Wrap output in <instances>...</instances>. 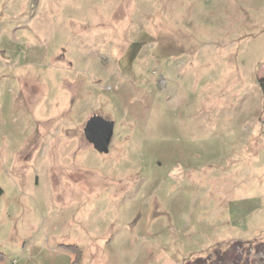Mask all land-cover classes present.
Returning a JSON list of instances; mask_svg holds the SVG:
<instances>
[{"label": "rangeland", "instance_id": "1", "mask_svg": "<svg viewBox=\"0 0 264 264\" xmlns=\"http://www.w3.org/2000/svg\"><path fill=\"white\" fill-rule=\"evenodd\" d=\"M263 77L264 0H0V264H264Z\"/></svg>", "mask_w": 264, "mask_h": 264}, {"label": "water", "instance_id": "2", "mask_svg": "<svg viewBox=\"0 0 264 264\" xmlns=\"http://www.w3.org/2000/svg\"><path fill=\"white\" fill-rule=\"evenodd\" d=\"M113 122L93 115L83 128V135L87 142L100 154H107L113 136Z\"/></svg>", "mask_w": 264, "mask_h": 264}, {"label": "trees", "instance_id": "3", "mask_svg": "<svg viewBox=\"0 0 264 264\" xmlns=\"http://www.w3.org/2000/svg\"><path fill=\"white\" fill-rule=\"evenodd\" d=\"M258 85H259V88H260V91H261V95H262V102H263V105H264V77L263 78H260L258 80ZM1 190H0V195H1Z\"/></svg>", "mask_w": 264, "mask_h": 264}]
</instances>
